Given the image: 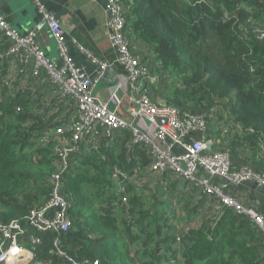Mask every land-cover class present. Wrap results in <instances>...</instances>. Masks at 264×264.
Returning <instances> with one entry per match:
<instances>
[{"label":"trees","instance_id":"16d2710c","mask_svg":"<svg viewBox=\"0 0 264 264\" xmlns=\"http://www.w3.org/2000/svg\"><path fill=\"white\" fill-rule=\"evenodd\" d=\"M121 4L129 40L149 45L156 61L153 72L173 79L164 84L160 98L192 113L213 110L209 132L218 149L233 155L252 149L249 159L264 163V38L255 31L264 28V0H121ZM9 46V40L0 41V51ZM142 62L146 64L148 58ZM147 88L148 84L144 91ZM26 89L0 101V224L23 219L39 207L50 193V177L59 168L52 144L42 146L36 140L45 118L32 108L37 94ZM119 135L116 141L70 159L73 168L63 182L72 224L61 233L31 226V235L40 239L36 260L66 262L56 252L58 237L64 251L90 264L95 260L99 264H264V235L231 208L214 226L208 215L178 242L182 226L174 202L184 206L183 212L188 206L176 194L170 173L155 178L154 184H123L134 218L129 224L124 221L122 190L112 169L142 171L150 154L143 144L129 146L130 131ZM227 191L250 205L246 188L228 186ZM187 216L195 214L188 210Z\"/></svg>","mask_w":264,"mask_h":264},{"label":"built area","instance_id":"2783aa9c","mask_svg":"<svg viewBox=\"0 0 264 264\" xmlns=\"http://www.w3.org/2000/svg\"><path fill=\"white\" fill-rule=\"evenodd\" d=\"M34 1L55 37L62 62L56 63L45 57L35 30L21 35L0 15V41H10L9 48L0 51V101L15 97L28 87L32 95L37 94L32 108L36 115H43L45 122L37 131L36 140L42 146L52 144L59 168L50 177V193L39 207L32 209L23 219L15 218L0 224V264H43L35 259L36 244L40 239L34 238L29 228L32 226L52 233L65 232L70 228L71 202L64 193L63 182L64 174L73 168L70 159L86 149H99L116 141L122 130L130 131L131 143L146 146L150 162L156 158L142 171L139 169L133 173L113 167V178L121 186V205L125 213L129 212L130 205L123 184H154L155 178L170 173L168 176L177 188L176 194L188 202L185 212L182 211L184 206L174 202L180 209L178 222L182 226L178 242L197 222L207 220L208 215L211 219L209 224L214 226L226 208L248 219L264 235V213L239 203L227 191L228 186L235 188L246 182L264 187V172H258L251 166H236L231 152L218 149V142L209 132L208 119L213 110L192 113L168 105L163 100L156 102L144 91L148 81L142 80L152 75L148 66L131 49L121 0H103L106 27L117 54L116 62L124 72L109 88L107 100L96 95V87L106 79L112 64L86 51L91 56L94 71L75 65L67 53L61 20L46 12L39 0ZM255 31L264 38V28ZM31 61H35V67L26 70L21 78L18 72H23V69L19 68ZM14 68L17 69L15 72ZM33 81L40 84V90H31ZM138 81H141L139 85ZM111 102L117 105L116 109L110 107ZM16 110L21 111L22 107L17 106ZM159 118L164 119V123H160ZM166 190L170 192V189ZM188 210L194 212L193 218L187 216ZM132 218L128 222H133ZM54 244L57 254L66 260L62 264L91 263L90 260L77 261L69 255L61 248L58 237ZM93 264H99L98 260Z\"/></svg>","mask_w":264,"mask_h":264},{"label":"crops","instance_id":"0c3cea01","mask_svg":"<svg viewBox=\"0 0 264 264\" xmlns=\"http://www.w3.org/2000/svg\"><path fill=\"white\" fill-rule=\"evenodd\" d=\"M39 2L46 12L61 20L67 41V53L70 60L75 65L89 72H93L95 67L89 54L99 60L108 61L112 64L106 79L102 80L96 87V95L107 100L109 97V88L111 89L114 86L118 76L124 72L121 66L116 62L117 54L112 46L110 34L106 27L104 1L39 0ZM0 15L21 35L35 30L37 42L44 50L45 57L56 63L62 62L55 37L49 30L47 24H44L42 13L39 11L34 0H0ZM37 24H40L41 27L40 25L36 27ZM53 42L56 44L54 50L58 53L59 57L51 59L48 55L52 52ZM131 43L133 53L139 55V50L141 48L139 41L133 40ZM86 51L89 54H87ZM34 67L35 61H31L29 65L21 66L19 69H23V72H18L19 76L22 78L26 70H31ZM16 70L17 69L14 68V72ZM31 84V90L33 92L40 90V84L38 82L36 83L33 81ZM145 86L146 85H144V87ZM110 107L116 109L117 105L111 102ZM131 145H133V143L129 144V146ZM233 157L236 166L243 165L240 160H237L235 154ZM246 164L250 165L256 171H264V169H260L261 167L258 164L251 162H246ZM120 169L122 170V168ZM254 184L256 185L254 182H246L238 187L246 188L250 198V206L264 213V189L257 191L252 187Z\"/></svg>","mask_w":264,"mask_h":264},{"label":"rangeland","instance_id":"374dc122","mask_svg":"<svg viewBox=\"0 0 264 264\" xmlns=\"http://www.w3.org/2000/svg\"><path fill=\"white\" fill-rule=\"evenodd\" d=\"M139 44L141 45V48L139 50V55H137V56H139L140 58H143L142 60H144L146 57L148 58V62L146 63V65L150 69V72H151V75H152V76L149 75V76L145 77L142 80V81H148V88L145 90V92L154 101L160 102L161 100H163L160 97H161V94L164 91V84H166V83H168L170 81L173 82V79L167 77L166 74H163V73L157 74V73L153 72V69L156 67V61H155L154 55L151 54V48L149 47V45H147V44H145V43H143L141 41H139ZM55 47H56V44H55V42H53V44H52V52L48 55V57L51 58V59L59 57L58 53H56L55 50H54ZM150 78H152V79H150ZM140 82L141 81H138L137 84L139 85ZM176 84L177 83H175V85ZM12 123H14V122H12ZM128 143L129 144L131 143V139L128 141ZM221 147H223V146H221ZM152 150H153V148H152ZM263 152H264V148H263ZM235 155H237L236 156L237 160H240L242 162L243 166H250V165H247L246 162L253 163L249 159L250 158L249 156L252 155V149H250V150L246 149V150L240 151L239 154H235ZM155 159H156L155 157L152 158L151 162H149V163L152 164L153 161H155ZM149 163L146 164L147 165L146 167L149 166ZM258 165L261 167L260 169H264V163H258ZM258 172H261V171H258ZM238 201H239V203L244 204L240 200H238ZM130 209L131 208H129V212L128 213H124V216H125L124 221H127V223H128V219L132 218V216H133V213H132V211H130ZM126 210H127V207H126ZM200 220H202V219H200ZM146 239H147V236L144 237V240H146Z\"/></svg>","mask_w":264,"mask_h":264},{"label":"water","instance_id":"95a60500","mask_svg":"<svg viewBox=\"0 0 264 264\" xmlns=\"http://www.w3.org/2000/svg\"><path fill=\"white\" fill-rule=\"evenodd\" d=\"M44 24H45V22H44ZM145 85H146V84H145ZM158 121H159L160 123H164L165 120L162 119V118H159ZM210 146H211V145H210ZM252 187H253L255 190H257V191H258V190L261 191V190L264 189V187L261 186V185H259V184H256V185L254 184Z\"/></svg>","mask_w":264,"mask_h":264}]
</instances>
